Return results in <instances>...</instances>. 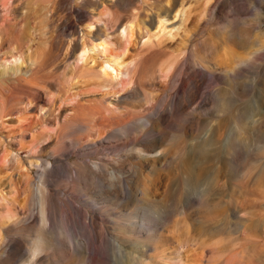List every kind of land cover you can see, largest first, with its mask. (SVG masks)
<instances>
[{
    "label": "rangeland",
    "instance_id": "rangeland-1",
    "mask_svg": "<svg viewBox=\"0 0 264 264\" xmlns=\"http://www.w3.org/2000/svg\"><path fill=\"white\" fill-rule=\"evenodd\" d=\"M34 2L0 0V221L6 207L19 218L0 228V264H264V48L254 42L264 41V0H211L199 19L200 1L185 0L189 15L183 23L169 20L168 33L159 38L142 23L131 37L118 33L119 15L134 8L151 14L140 4ZM73 10L78 16H70ZM27 14L31 36L24 38ZM87 21L92 31L103 26L109 46L129 62L111 89L81 77V61L67 56L68 43L80 37ZM29 51L38 60L32 67ZM172 54L183 73L158 105L151 98L163 81L158 60ZM195 58L214 68L213 81L207 71L194 101H185L156 130L160 146L140 158L132 155L149 140L145 130L119 131L100 141L98 132L108 130V123L160 110L166 98L169 111L186 91L181 78L191 74ZM135 85L142 96L124 97ZM139 99L141 105L132 104ZM76 119L86 121L77 129L83 147L70 142ZM210 138L206 156L192 148ZM141 160L143 172L129 185L93 173L95 162L107 171L120 168L130 179ZM42 163L48 170L43 183ZM185 164L201 171L199 182L182 177ZM39 188L50 191L48 201ZM128 219L133 227L121 223ZM38 236L41 250L30 260Z\"/></svg>",
    "mask_w": 264,
    "mask_h": 264
},
{
    "label": "bare ground",
    "instance_id": "bare-ground-1",
    "mask_svg": "<svg viewBox=\"0 0 264 264\" xmlns=\"http://www.w3.org/2000/svg\"><path fill=\"white\" fill-rule=\"evenodd\" d=\"M34 1H36V0H27V4H30L31 6L34 7V3H36ZM37 1L46 4L50 0H37ZM60 1H63V0H60ZM78 1L81 2L82 6H85L86 4H98L100 2V0H74L75 3ZM184 1L185 0H108V2L111 5H117L118 7H125V6L132 7L134 5L137 6L138 4H140L141 8H143V9H147L148 7H150V9H151L150 15L147 13L148 10H145L144 12H142V15H141V13H139V10H136V8H134L133 10H131V12H129L123 16L119 15L118 19H116L118 22L117 23L118 24L117 29H120V31H118V33H120L121 36H125V38L127 36L131 37V35L133 33V27L140 28V26H138V25L141 23L144 25L148 24L152 28V30H153L151 33L152 36H155L158 38L163 37V35L168 33L166 27L168 25L169 20L181 18V23H183V21L185 20V17L187 15H189V8L185 7ZM196 1H198V0H196ZM199 1H200V3L197 6L198 12H197L196 19H199L202 15L204 16V13L209 10V3L211 2V0H199ZM27 4L25 6H27ZM152 4H154V5H152ZM158 5H160V6H158ZM39 6L41 7V5H39ZM45 6L46 5H42V7H45ZM152 6H158V7H152ZM212 7H213V5H212ZM138 9H139V7H138ZM70 14H71L70 15L71 17H75V16H78L79 12L73 10ZM100 14H102V12ZM93 16L94 15L91 14L90 19H92ZM147 17H149L148 21H147ZM92 25H93L92 22L87 21L85 23L84 27H82L80 29L82 31L80 37H77V40L73 41L72 44H70V42L68 43L67 51H68L69 46H71V48H70V51L67 52V56L68 57L72 56L75 59H77V61H78V59L81 61L80 66L77 69L78 74L81 75V77H83L82 75H85V76L88 75L91 77L92 81L94 82V83L93 82H90V83H93L94 85L95 84L99 85V87L101 86L105 89H111L113 87V85H115V81L118 79V76L123 74V73L124 74L127 73L126 72L127 63H129V62H125L123 53L115 51L111 46H109L112 43H110V39L107 36L108 32L106 33L104 31V27L97 25V26H95V28H96L95 31H92V27H93ZM11 27L12 26L10 25V29H11ZM23 30H24L23 31L24 32V38L31 36V25H30L29 14H27L25 17ZM171 34H172V32L170 31L169 35H171ZM119 36L120 35H118V37ZM85 37L90 38L91 42L87 43V41L85 40ZM78 38H80V39H78ZM121 38H123V37H121ZM254 42L259 46L260 49L264 48V41L263 40L255 39ZM202 44L203 43H200L199 46H201ZM202 48H203V45H202ZM176 56L173 55V56H170L168 58L158 60V66L157 67H158L159 71H161L163 74V81H162L161 85L159 86V89L157 90V92L152 94V97H151L153 99V101L158 105L160 104L162 97H167V96L169 97L172 94V92L168 93V90H170V88H173L176 86L175 85L176 79L183 73V68L181 67L180 58H177ZM27 59L31 65V67L33 65L37 64L38 60H37V57L35 55V51L34 52L29 51L27 53ZM190 62L192 63V65L194 63V65H193L194 67H192L193 71L191 72V74H189L187 76V78H181L182 79L181 80L182 86L184 89L186 88V91L183 90L180 93L179 97L176 98L171 103V107H170L169 111L166 110V104H168V103H166V101L168 100L166 98V100H165L164 104H162V108L160 110H156L155 112H152L150 114H144L142 116L140 115L141 113L139 115L137 114L136 116H138V118L136 120H132V121L125 120V121H127V123L125 121H123L124 124L116 123V125H115L114 123L113 124L108 123L107 125H109V127H110L108 130L98 132V137H99L100 141H102L104 138H108V134L114 135V134H117V132H119V131H122L124 134H127L128 130H130V129L135 130V131L145 130V132H147L149 135L150 141L146 140L144 143L142 142L143 144H141V147L137 148V153L132 154V155L135 156L136 158H138L140 156V152L150 153L152 151L150 149H156V147H158V145L160 144L159 143L160 139L158 138L159 136L158 137L154 136L156 130L162 124H164L168 120V118L174 114V112H179V110L183 109L185 101H188V103L189 102L191 103L192 101H194V99L198 96L200 91L203 90L201 88L203 87L204 83L206 81H208L207 75H206L208 72L211 74L210 79L213 81V69H214L213 67H211L210 65H207L208 63H206L203 60L199 61L196 59V60H190ZM17 68L13 67L12 69L15 71V70H17ZM70 70L71 69L69 68V71ZM3 73H4V71H3ZM63 73L64 72H62V74ZM71 73H70V75H71ZM75 73L77 74V72H73V74H74L73 76L76 75ZM78 74H77V76H78ZM53 76L50 75V77H53ZM57 76H59V75H57ZM55 78H58V77L55 76ZM73 79H75V78H73ZM89 79L90 78H88V80ZM178 80H180V79L178 78ZM74 83H75V81H74ZM48 86H50L51 89H55L54 84L48 83ZM126 90H127V95L124 97L135 96V95L142 96L143 90L138 85H135V86H133L129 89H126ZM56 91L59 92L58 90H56ZM142 100H140V99L135 100V102L133 100L132 104L137 103V105H141ZM137 105L134 104L135 107ZM95 111H96V113L98 112L97 110H95ZM85 115H86V113H85ZM75 121L76 122L71 124L70 127L72 129L71 133L75 134L76 137H70V142L77 143L79 146L83 147L85 141H82V142L78 141V139H77L78 130L77 129L79 128V126L81 124L86 123V121H85V119L84 120L76 119ZM147 123H149V126ZM89 133L90 132H88V135H89ZM150 135L152 137H150ZM137 142H139V141H137ZM67 144H68V142H64L57 149L58 151L53 150L52 152H54V154L56 152H61L62 150H64V148L67 146ZM211 144H213V138H210V140L207 142H203V143L201 142V143L194 144V145H192V148L194 147V149L196 151H200L204 157L207 155V151H206L207 146L211 145ZM130 151L133 152L134 149L130 150ZM147 158H148L147 156L146 157L144 156V159H147ZM153 160L157 161V160H159V158L154 157ZM117 162H119V163L124 162L125 163L127 161L121 160L119 158ZM142 162H143V160H141L140 162L135 164L136 167L133 170H131L130 179H127L128 175L121 172L120 168H118L119 170H117V171L116 170L107 171L106 168L99 169L98 164L95 162H93V164H92V166L96 167V170H94L93 173H95V175H97V177H99L101 180L104 178H108L111 182H114V183L115 182L121 183V182L127 181L128 182L127 184L129 185L136 178H138V176L136 175L138 170L140 173L143 172V169H142L143 163ZM190 164H185V169H184V171H182L181 175L183 178H185L187 180V182L190 181L193 184V182L195 183V182L200 181V177L202 174H201V171L195 172L194 167L191 166ZM36 165L38 166V164H36ZM40 167H42V171H40L39 175L42 177V178H40V180L43 183V182L47 181L48 170H47V168H45V164H43V163L40 165ZM80 168H82V167H80ZM77 170L79 171V174L84 173L82 169H80V170L77 169ZM43 187H45V186L43 185ZM46 190H48V189H45V191H44L43 188H39L38 192L42 196L45 193V195L47 197V201H48V196H50V195H48V193L50 191H46ZM39 194L37 196H39ZM42 200L40 202V210L39 211H40L42 226H45V224H46L45 223V217L46 216L44 217V208H45L44 204L45 203L42 202ZM45 200H43V201H45ZM10 208H7V207L5 208L4 214H3V216H1L2 218L0 221V228H2L5 224H7V226H8L9 222H12L11 224L13 225V222L17 221L19 219L16 217L17 213H15V211L13 212L12 209H10ZM18 222H19V220H18ZM90 223L92 225H94L93 219L90 221ZM121 223L129 225L131 227L134 226L132 219L131 220L128 219V220L123 221ZM7 228L8 227H6L5 229H7ZM2 230H4V229H2ZM1 237H3V235H1V233H0V238ZM42 241H43L42 236H38L33 241V245L30 249V256H29L30 260L35 259V256L37 255L38 251L41 250L40 248H41V243H43ZM3 250H5V249H3ZM3 250H2V253L4 252ZM5 252H7V251L5 250ZM129 261H130V263H128V264H136L139 262V261L136 262L135 260L134 261L129 260ZM140 262H141V260H140ZM140 262L138 264H140Z\"/></svg>",
    "mask_w": 264,
    "mask_h": 264
}]
</instances>
